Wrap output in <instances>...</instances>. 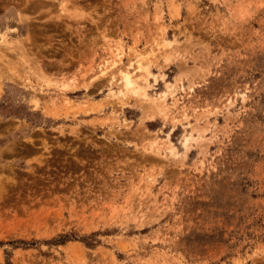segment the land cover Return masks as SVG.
Wrapping results in <instances>:
<instances>
[{
  "label": "rangeland",
  "instance_id": "obj_1",
  "mask_svg": "<svg viewBox=\"0 0 264 264\" xmlns=\"http://www.w3.org/2000/svg\"><path fill=\"white\" fill-rule=\"evenodd\" d=\"M0 264H264V0H0Z\"/></svg>",
  "mask_w": 264,
  "mask_h": 264
},
{
  "label": "bare ground",
  "instance_id": "obj_2",
  "mask_svg": "<svg viewBox=\"0 0 264 264\" xmlns=\"http://www.w3.org/2000/svg\"><path fill=\"white\" fill-rule=\"evenodd\" d=\"M163 44L165 46H170L171 45V41H168V40L165 39L163 41ZM111 53H112L111 55H113V57L115 56L114 59H111L110 61L109 60H104L102 62V65L99 68L100 69L99 71H100V75H103L104 76V75H106V73L109 70H113V69L117 68L110 75V77H106L105 78V81L108 83V87H109V84L113 85L114 83L115 84H118V86H119L117 92L116 91H112V88L110 89L111 90L110 96L113 97L112 98L113 100L115 99L116 96H117L116 99L120 100V99H122V97H125L127 94H130L131 96L140 97L141 100H143V101H147V102L150 101L149 102V105H151V107L153 109H156V110H158V111L161 112V110L163 108H162L161 105L159 106L158 103L161 102L162 104H166L168 102V100L171 97H173L174 92L176 90L175 89L176 88V83L178 82V80H181L182 79L181 77L183 75H186V72L185 73L180 72L174 78L175 82H173V83L170 82L169 83V82L164 81L165 89L162 92H160L157 95H155V99H153V98H150L149 97L148 88L151 87V86H153V85H157V81L158 80H157V77L155 75H153V73L148 69V67H146V66H143L142 67L140 61L138 60V56H137V54H139V53H135L136 55L132 56L134 58H128L127 57L128 58V62L125 65H123L124 61H123V58H122L123 57L122 54H124V52H123L122 49H120L119 47H117V48H115V51H113ZM142 69H143V71L141 72ZM161 77L163 78L164 77V74H161ZM149 78H152L153 79V84L152 85L150 83ZM192 84L193 83L188 80L187 87L189 88V90L192 89ZM63 86L64 85H62L61 87H63ZM118 100H115L116 103H117ZM172 100H173V98H172ZM119 103L123 104L122 102H118V104ZM195 131L198 132L197 135L194 134ZM204 132H205V130L199 131V130H197V128H195L193 126L190 127V129L187 131V133H186L185 137L183 138V140L181 139L182 140V146L184 148V150L182 152L183 153L182 155H185L186 151L190 147V143L191 142H195L197 144H199V143L200 144L201 143L203 144L202 141L205 140L204 139V137H205L204 136ZM151 140L152 141H151V143L149 145L150 146L149 148H152L154 150V152L157 155H159V156L161 154H163V152H162L163 150L161 149L163 147L158 143V140L159 139L156 137V138H153ZM166 146L167 147L165 149L169 150L170 153H171V155H173V156H176L177 155L175 153V147L172 146L171 143L167 142L166 143ZM169 151H168V153H169ZM136 207H138V206H136Z\"/></svg>",
  "mask_w": 264,
  "mask_h": 264
}]
</instances>
